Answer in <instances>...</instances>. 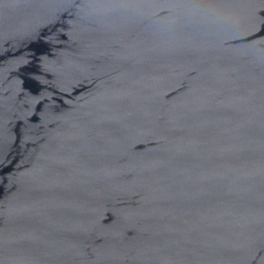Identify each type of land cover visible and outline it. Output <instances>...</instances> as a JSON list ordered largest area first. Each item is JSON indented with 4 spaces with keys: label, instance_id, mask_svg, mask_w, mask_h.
<instances>
[{
    "label": "water",
    "instance_id": "95a60500",
    "mask_svg": "<svg viewBox=\"0 0 264 264\" xmlns=\"http://www.w3.org/2000/svg\"><path fill=\"white\" fill-rule=\"evenodd\" d=\"M0 264H264V0H0Z\"/></svg>",
    "mask_w": 264,
    "mask_h": 264
}]
</instances>
